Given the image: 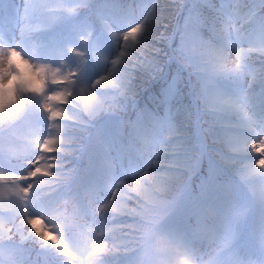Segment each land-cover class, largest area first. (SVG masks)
I'll list each match as a JSON object with an SVG mask.
<instances>
[{
    "label": "snow or ice",
    "instance_id": "1",
    "mask_svg": "<svg viewBox=\"0 0 264 264\" xmlns=\"http://www.w3.org/2000/svg\"><path fill=\"white\" fill-rule=\"evenodd\" d=\"M158 5L159 0H153L140 22L123 33L124 50L112 61L111 75L101 76L95 81L94 88L118 86L123 73L117 65H124L137 53L143 56L142 46L146 48L151 39L150 29L162 20L163 14L158 11ZM209 6L215 16L207 23L216 40L214 43L205 42L210 57L207 62L213 64L218 73L246 77L253 84L264 80V67L257 74L249 62L254 52L264 57V0H259L258 5L249 7L243 14L242 7L248 6H242L240 0L218 8L212 4ZM197 8L194 3L189 15ZM241 20L243 23H240ZM232 51H235V60L230 58ZM77 55L83 56V53ZM122 57H127L124 64L121 63ZM76 77L77 73L71 70L35 62L17 47L0 44V124L4 122V117L24 104L26 97L39 98L48 121L46 134L42 136L31 134L19 138L11 135L8 138L10 155L22 157L33 150L37 154L30 161L31 170L26 174L0 171V216H7L12 225L5 228L0 222V264H5L6 259L8 264H24L23 245L32 242L54 248L60 264H110L111 257L121 250V245H124V251L140 257L139 264H149L152 233L163 227L164 216L158 211L164 203L161 194L168 190L172 181L167 172L161 171L165 161L159 156L152 165L154 171L151 175L146 172L135 174L140 176L135 187L130 189L124 181L110 184L107 194H111V201L108 203H101L107 194L97 197L94 191L89 190L82 195H65L47 202L43 214H32L29 207L34 198L43 202L66 182L67 173L61 169L59 161L62 154H68L64 123L72 119L68 107L81 101L87 108L89 102L96 98L95 91L79 87ZM230 100L232 105L238 106L241 122L249 128L253 127L256 122L245 113V106ZM249 147L259 157L255 167L264 170V135L251 142ZM42 178H47V186L42 187ZM130 200H134L135 206L129 205ZM119 217H130L134 222L110 227ZM117 233L131 236L130 242L135 247L128 248L129 241L122 239L117 243ZM105 236H111V248L104 243H95ZM85 237L90 242L88 246L83 243ZM177 244L178 252L183 248L197 257L201 264H208L214 250L217 258L227 249V245L217 237L210 216L201 219L190 239L182 235ZM221 244L222 247L219 246ZM238 255L236 253L234 257ZM234 257L229 259L230 264H257L252 259L236 260Z\"/></svg>",
    "mask_w": 264,
    "mask_h": 264
},
{
    "label": "rangeland",
    "instance_id": "2",
    "mask_svg": "<svg viewBox=\"0 0 264 264\" xmlns=\"http://www.w3.org/2000/svg\"><path fill=\"white\" fill-rule=\"evenodd\" d=\"M6 2L7 5L5 7V12L10 13L12 16L11 23L8 26H5V24H7L5 20L0 21V44L4 45L5 47H17L18 50L22 52V54H25L35 62L48 63L53 67H61L64 70L67 64L64 62L58 63L57 61H55V51L57 50L56 48H54V52L51 53L50 56H46L44 60L41 59V57L37 54V50L39 47L36 48L34 47V45H36V43L40 40L42 35L41 33L43 32L42 29L36 27L33 31L23 37V28L25 26L24 11L26 0H7ZM66 5L69 8L68 2ZM49 6L45 7V9L47 10ZM95 12L99 13L98 7L96 8ZM71 14L74 13L71 12ZM103 16V26L106 28L107 33L101 35V37L98 39L99 47L96 53L97 60L93 62L91 71L89 73L86 72L83 77L77 80L80 88L91 91L98 87H93L96 80L100 79L101 76H109V74H111L110 70L113 60L112 58L116 56L122 43L123 33L118 17L115 15L108 16L106 15V13H104ZM35 26L39 25L36 24ZM99 33H101V31ZM85 42L86 39L81 38L77 42V45H81V47L85 46ZM181 43L182 47L189 51L192 57L199 58V60L210 59L207 48L201 47L202 43L199 35L195 31L189 29V27L186 25L183 28ZM56 47L60 48L62 46ZM95 50H97V47ZM76 51H78L79 53H83V49L78 46L76 47ZM232 52L230 54H232ZM231 59L235 60L233 55ZM203 65L205 66L203 70H206L207 73L200 72L199 74L205 83V90L208 92L209 98L212 103L218 106L220 110H224L223 115L224 118H226L224 120V122H226L225 130L232 133L228 134V137L226 138L229 148L235 149L239 152V157L243 161V177H245L246 179V176L248 175L247 178L248 180H250V185L253 187L254 193L256 195L255 206L252 209L248 210L246 208V199L240 194V191L236 184L230 183L231 185L225 187L230 193H233V200L231 202H225V208L215 209V211L220 214L219 216L222 219L219 226L221 230L218 229L217 232H215L217 234V237L227 245V249L226 251L222 252L216 259L219 264H225V262L229 261L230 258L234 257V254L238 253L239 255L234 257L236 260L252 259L256 260L257 264H264V199L261 198V193H264V170L255 167V161L259 159V157L255 155L249 147L251 142H255L256 139L264 135V123L260 118L262 108L260 110L248 109V106L243 103L241 96L236 94L235 88L230 87L229 84H226L224 80L217 79V77L213 73L214 65H212L211 63H209L208 65ZM88 66H90V59L88 57H85L84 55L79 56V58L77 59L76 69L83 70ZM246 84L250 89L253 90L255 94H261L264 101V90H262L264 88L263 80L257 81L253 84L248 80V78H246ZM173 87L174 81L169 83V91L172 90ZM110 89L111 86L103 89L100 88V90H103L105 93H107ZM230 99L242 103L245 106V113L251 116L252 119L256 122L253 127L249 128L241 122L242 115L239 112L238 106L232 105ZM28 109L31 110V113L35 114H38V112L36 111L38 110L40 112V116H32L31 114H28ZM227 113H230V115ZM20 114L21 118L19 119V121L15 122V127L21 133V135L28 137L31 134H37V136L39 137L46 134L48 126L47 114L44 113L41 109L39 98L26 97L24 104L20 107ZM235 115L240 117H235ZM105 121L117 122L119 121V119L114 118L112 115L104 116L101 119V125L94 131L95 134L94 136H92L96 143V148L93 149V152L99 158L104 160V164H96L92 162V164L94 165H100L99 168L104 174L102 183H93L96 189L95 193L97 197L106 195L110 184L119 183L120 181L127 182V177L135 173L134 171H130L125 175L124 171L127 170L125 167L128 168V159H121L118 155V151L112 150V137L114 134L113 130L116 129L118 125L112 123H104ZM153 122L155 125H157L156 120H154ZM235 123L244 126L246 130L238 131L236 129ZM80 146L81 144L79 145V147ZM4 147H6L5 150L0 152V171L23 175L31 170L30 161L34 159L35 155L37 154L35 150L26 152L22 157H14L10 155L7 148V143H0V150ZM87 150L88 148L82 149V152H87ZM233 163L234 162H231L230 164ZM152 165H154L152 162H147L145 165H139V167L136 169L138 170L137 173L141 172V175H143L146 172L151 175L154 168L152 167ZM131 179L134 183V186H136V180L140 179V176H135V174H133L131 176ZM40 183L42 187L47 186V178H42ZM216 185L217 184L208 186V188L206 189L207 193H210L209 188L211 186ZM221 185L225 186V184ZM69 189V182L66 181L56 192H53L50 196L46 197L43 202L39 199L34 198L29 206L32 214H43L45 211L44 206L47 202L59 199V193L61 191H63V193H66L67 195H70ZM47 190L51 191V189ZM33 191L36 190L34 189ZM110 201L111 194L109 193L101 203H108ZM163 201L164 203L158 209L159 213L163 212L164 209H166L170 204L169 201ZM128 203L131 205H135L134 200H132L131 202L128 201ZM3 217L4 216H0V222L3 223V226L5 228H11L12 225L9 223V220ZM167 220L168 217L165 216L163 219V223L165 221L167 222ZM180 220V222H183L182 219ZM118 221L119 219L112 223H116ZM165 228H172V226H170L167 222V226H165ZM246 229L250 230L253 236L251 235V233L246 232ZM125 231L126 229L124 230V232ZM239 234H244V236L249 235L250 238L246 236L243 241L235 246L233 245V241ZM116 235L117 243H119L122 239L120 238L122 234L117 233ZM32 243L35 244L36 247L45 246L40 244L39 242ZM83 243L85 246L89 245L90 242L87 237L84 238ZM95 243H104L111 248L113 241L111 236H105L100 240L95 241ZM132 254V252L124 251V245H121V250L111 257L110 264H139L140 257L137 254H134L131 257ZM33 257L34 255H32V258ZM25 260L27 261V264H34V262H32L30 259L27 260L25 258Z\"/></svg>",
    "mask_w": 264,
    "mask_h": 264
},
{
    "label": "trees",
    "instance_id": "3",
    "mask_svg": "<svg viewBox=\"0 0 264 264\" xmlns=\"http://www.w3.org/2000/svg\"><path fill=\"white\" fill-rule=\"evenodd\" d=\"M61 1L63 3L64 0ZM61 1L27 0V6L24 15V22L26 24L24 32H27L30 28L36 27V24L39 26H51L55 22V18L57 16L64 14V7L62 6ZM90 1L91 0H72L71 6L78 10L84 6H89ZM104 1L108 2L109 4H115L112 6V8L113 10L116 9V11H118V17L121 22L120 27L122 28L123 33L131 26L140 22L144 13L153 4V0H141V7L140 4L137 3L135 9L131 13H127L126 5L129 0ZM241 1L242 0H240V3ZM234 2H236V0H226V3ZM194 3L198 5V8L193 11L192 15H189V9L192 8ZM258 3L259 0H254L252 2L251 0H244L241 5H247L248 7H242V14L247 12L249 7L258 5ZM210 4L215 5L216 7L219 6L216 0H159L158 11H162V20L157 22V24L150 29L151 39L147 42L146 48L142 46L143 56H140V54L137 53L134 57H132V60L129 61H127V57L121 58L122 64H124L126 61L127 62L122 66L117 65V68L121 67V71L123 73V76L119 81V85L116 86L118 88V92L115 91L112 94L111 99L107 100L109 108L115 109L117 112H128L131 110V100L129 95L140 97L141 100L146 98L157 107L159 111V117L157 118L158 128H156L152 133L153 142L149 148L148 159H151V162L154 164L156 162L157 156L165 161V166L161 169V171L167 172L168 175L172 177L169 188L167 191H165L167 195H171L174 189L177 187L176 180L178 178H182L185 175L184 172L179 171L178 169L170 168L167 162L170 161L173 165H177V163L189 165L188 162L182 159L183 156H178L174 154V152L179 150L183 144L191 141V138L182 137L179 136V134L184 133L191 128L187 125V122H191L193 120L192 105L185 89L176 88L169 96L161 94V97L158 99L153 94L152 89L147 87V82L152 77H159L160 73L166 67L170 68L171 75L176 74L177 69L172 62V59L178 57L185 59V56L179 47V34H177L175 38H172L173 33L176 30L181 32L182 28L180 23L182 21L190 19L204 40L207 42H215L216 36L207 23V21H210L215 16L213 8L209 6ZM54 5L57 6L56 8H59L63 11L51 12L45 9V7H54ZM2 7L3 6L0 3V20L4 19ZM86 21L91 23V20L88 17ZM82 33L83 32L81 30L77 32L62 47L59 48L50 46L49 48L41 50L38 55L44 60L45 57L50 56V54L54 52V48H56L57 50L55 51V60L58 63L64 62L67 64L64 70H77V59L79 58L77 53L79 52L76 51V47L78 46L83 48V46L81 47V45H77V42L81 38L85 39V35ZM244 47H247V45H244ZM123 50L122 44L120 51ZM232 55H234L236 58L235 51L230 54V58H232ZM118 56L119 53L114 57L113 60H115ZM249 62L253 65L257 73L262 67H264V57H261L258 53H252ZM112 69L113 65L111 68V73ZM220 75L228 78H234L237 82L236 85H238L239 88L238 95H240L242 99L248 98V102L252 101L253 97H248V92H246L244 88L245 77L232 76L224 73H221ZM178 80L179 83L184 80L183 73L178 74ZM159 84L156 86L158 87ZM143 86L147 87L145 93H142L141 91ZM195 87L197 93L201 94L199 82H195ZM94 91L96 93V98L94 101L89 102V106L87 107L89 111L88 114L85 113V111L79 106V101L74 102L73 105L68 107L70 116L76 122H64L66 130H68L67 128H70V130H74L75 132L86 131L89 128L92 119L102 114L103 109L106 107V102L103 101V95L98 89H95ZM119 91L123 93V96L119 94ZM256 103V101H253L254 105ZM142 104L147 111L143 102ZM206 104V100L202 99V105L205 106ZM19 111L20 108L4 117V122L2 124L13 118V116H16ZM132 115L135 117L137 112H133ZM202 115L204 121L209 119V115L207 113H203ZM207 131L210 140L217 144L227 146L225 139L226 135L223 134L220 129L210 127L207 128ZM80 137L81 135H76L75 133L66 134V142L73 143L76 140H79ZM66 148L68 149V154L75 150L73 146H66ZM223 157L227 160H230L229 156ZM62 163L68 164V162ZM127 185L129 188L134 187V184L131 182L130 178L129 181H127Z\"/></svg>",
    "mask_w": 264,
    "mask_h": 264
},
{
    "label": "clouds",
    "instance_id": "4",
    "mask_svg": "<svg viewBox=\"0 0 264 264\" xmlns=\"http://www.w3.org/2000/svg\"><path fill=\"white\" fill-rule=\"evenodd\" d=\"M261 198L264 199V193H261ZM71 206V203H69L70 210ZM197 226L198 224L194 226L193 230ZM182 235V233L177 232L173 228L162 227L154 231L151 236V245L148 254L149 264H201V261L197 257L184 251L183 248L181 251H177V239L182 237ZM219 246L222 247V244ZM216 256L217 253L214 250L208 258V264H219ZM5 264H8L7 259ZM13 264H19V262H13ZM225 264H230V262L227 261Z\"/></svg>",
    "mask_w": 264,
    "mask_h": 264
}]
</instances>
